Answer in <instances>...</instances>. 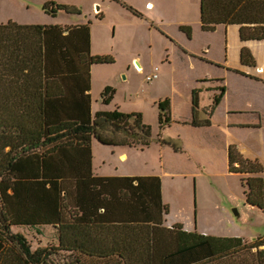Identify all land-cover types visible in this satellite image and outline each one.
I'll list each match as a JSON object with an SVG mask.
<instances>
[{"label": "trees", "instance_id": "obj_1", "mask_svg": "<svg viewBox=\"0 0 264 264\" xmlns=\"http://www.w3.org/2000/svg\"><path fill=\"white\" fill-rule=\"evenodd\" d=\"M59 9L80 12L74 5L45 3L50 13ZM200 19L204 30L234 23L242 40L264 38V0H200ZM180 28L192 36L190 25ZM113 60L112 55L90 52L87 23L63 27L11 19L0 22V264H53V252L69 253L78 264H86L83 256L110 259L108 264H200L215 257L222 259L220 264H264L261 235L246 244L241 236L188 231L175 222L168 229L175 236L168 233L164 249L151 220H109L106 204L126 214L132 204L131 192L154 211L156 195L150 194L147 182L156 179L160 188L156 176H125L115 196L106 195L101 188L109 178L92 176V139L140 148L151 142V125L139 111L90 113L89 66ZM240 60L255 64L245 45ZM212 79L201 78L191 89L187 122L192 125L212 123L213 111L226 90L225 85L201 82ZM213 89L219 91L203 103L202 94L210 96ZM113 91L105 87L104 102L110 101ZM157 106L160 127L170 125V98L159 100ZM158 141L183 150L179 136L158 134ZM229 170L242 174L246 201L264 211V174L259 160L245 157L230 144ZM158 196L161 211L159 190ZM163 208L167 211L166 204ZM30 223L57 224L59 243L32 249L26 236L10 227Z\"/></svg>", "mask_w": 264, "mask_h": 264}, {"label": "crops", "instance_id": "obj_2", "mask_svg": "<svg viewBox=\"0 0 264 264\" xmlns=\"http://www.w3.org/2000/svg\"><path fill=\"white\" fill-rule=\"evenodd\" d=\"M53 1L57 3H66L70 5H74L80 8V12H67L64 9L57 10L56 13H50L48 11H44L46 16L49 17V20L46 22H37L40 24H60L63 27L66 26H79L81 24L87 23L89 25V47L90 52L92 54H107L106 52L112 51L116 55V50L121 49L119 52L122 53V60L125 61L119 70V73L125 70L123 73L126 79L130 76V65L133 61L138 60L141 66H138L140 70L145 71L146 74L151 73L154 70L155 66H158L159 63H163L164 60L168 63L173 61L172 49H176L178 53H175L177 58L181 62H186L187 60H200L204 62H208L211 64H222L223 68L218 74V76H206L197 74L194 76L192 83L189 86V93L191 89L198 83V80L204 77L213 78L215 80L214 86L225 85L226 90L222 95L220 102L215 107L212 114V123L210 125H201L196 126L188 123L187 121L191 117V101H190V115L188 119H180L181 123L189 126L192 136L186 137L183 134L176 135L181 136L183 141V150L176 151L168 145L160 144V167L158 171L146 170L140 171L138 173L135 172H117V173H99L95 170L93 165V149L94 143L97 141L101 145H106L109 147L122 146V148L117 153V156L121 159H125L128 156L127 147H133V145H108L101 143L97 139H92L91 141V170L92 176L98 177H107L109 181L105 187L101 188V193L106 195L110 194L115 196L116 192L121 188L122 184L121 179L125 176H137L142 178L143 176H156L159 180V186L157 185L156 179H151L148 181L147 185H150V194L156 195V205L154 211H152L150 206L145 202H141L136 199V194L134 195L131 192L132 204L126 214L117 213L113 211V207L111 204L107 205V215H109V220H120L123 219H131V220H151L153 223V228L155 234L161 235L163 240L161 239V247L165 249V244H167L165 238L169 232L168 229L174 228L172 225L175 222H180L182 227L188 231H197L198 233L203 234H212V235H222V236H240L235 233H225L219 231L209 232L206 230H201L198 228V216H197V192H195L196 196V207L193 208L191 195L188 199L184 201H180L179 205L181 206L183 212L182 214H178L175 217H170L171 211L174 209V205L177 207L178 202H171L166 195V190L169 187L174 189H178V191H183V183H172L167 182V177H173L175 181L181 179H190L191 177H197L198 174L202 175L203 173L208 172L211 175H214L215 170L213 167L216 162L222 163V172L227 175H237L241 179V173L229 170V145L235 144L240 152L248 158L258 159L263 167L262 174H264V38L262 39H248L242 40L239 35V26L238 24H224L219 23L216 26L215 30L209 31L202 29L200 15H198V10L196 7L194 17H187L185 19H166V13L170 12L172 9V5L168 6L167 4L157 0L156 2H149V5L152 4L151 8L146 6L147 1L144 0L142 4V14L139 17H145L148 21L149 28L148 32L150 33L149 42V50L145 53V56H141L140 51L133 50L130 48V11L126 8L122 3H114L112 0H91L92 4H99L98 8L95 12V20L96 21H107L112 28V40L109 39L108 45L105 50L95 51L93 49L94 41V32H93V24L94 18L91 13H84V9L81 8L78 3L72 0H47ZM64 1V2H61ZM127 1V0H123ZM68 2V3H67ZM127 2L130 3V0ZM155 3L157 4V11L154 12L152 9L154 8ZM101 4V5H100ZM196 5V2H195ZM138 7V5L136 4ZM200 7V0H199ZM60 10H63L65 13L69 15L77 16L76 20L69 21L66 19L65 21H59L57 18V14ZM132 12V11H131ZM134 13V12H133ZM133 15V14H131ZM136 15V13H135ZM137 15V16H138ZM134 16V15H133ZM137 16H134L137 18ZM0 22H6L0 20ZM18 23H22L18 21ZM28 24H36L34 22H23ZM190 25L192 27V36L189 37L184 30L180 28V25ZM160 31L166 38L168 37L170 40L167 45L171 47V52L169 54L163 53L160 58L155 59V55L152 50V40L155 34V37H161L156 33ZM219 31L222 34L221 42L219 45L222 48V56L223 59L217 60L212 53V43L209 41L208 33H215ZM64 34L67 33L65 29ZM80 33H83L82 30ZM203 36L202 40L192 47L190 45L191 41L194 40L196 35ZM163 36V38H165ZM165 38V39H166ZM230 41L232 45H235L234 48L231 49ZM247 46L254 55L255 64L248 65L243 64L240 60V50L242 46ZM120 46V48L118 47ZM164 51V50H163ZM234 52L233 55L230 52ZM237 56V60L235 59V55ZM114 57V56H113ZM233 62H232V61ZM117 62V61H116ZM115 57L111 62H96L91 63L89 66V89L88 92L90 94V113L94 114L96 109L100 107L94 106V96L98 95L101 98L102 103L111 104L113 102V106L110 108L101 107L104 109L100 110H114L117 109L122 112H131V111H139L140 110H131L130 109H120V107L115 103L117 86L112 85L114 83L112 79V74L108 73L104 75L102 73L101 67L103 65L115 66ZM159 67V66H158ZM111 73L114 71L113 68H109ZM135 71L136 67L134 68ZM117 70L115 72H117ZM106 86H110L114 89L112 97L109 102H104L102 98V92ZM130 94V88H129ZM219 89L212 90V93L218 92ZM169 97V96H166ZM190 97V95H189ZM170 98V97H169ZM163 98H159L161 100ZM157 101V102H158ZM156 102V104H157ZM171 98H170V107L171 109ZM158 112V106H157ZM142 113V112H141ZM171 114V111H170ZM143 117V115H142ZM172 117V115H171ZM173 121V119H172ZM168 126V125H166ZM137 147V146H134ZM146 147V146H145ZM140 148V147H138ZM144 148V147H143ZM70 149V148H69ZM142 149V148H141ZM64 152L62 153V155ZM59 156L60 158H64L63 156ZM212 165V167H210ZM234 177V176H232ZM68 178V177H67ZM106 181V180H104ZM134 181V183H136ZM166 184V186H165ZM175 184V186H172ZM243 184V183H242ZM186 187V186H185ZM243 189V197L246 201L245 197V185L242 186ZM196 189V188H195ZM158 190L160 191V203L162 209L160 211L158 196ZM65 193V190H63ZM138 194V192H136ZM167 196V197H166ZM229 197V195H228ZM231 201V200H230ZM247 202V201H246ZM194 203V198H193ZM248 203V202H247ZM166 204L167 211L163 208ZM250 204V203H249ZM105 205V206H106ZM195 205V204H194ZM252 205V204H250ZM203 209H207V206L204 203H200ZM257 206V205H253ZM259 207V206H258ZM260 208V207H259ZM261 209V208H260ZM100 211H104V208L101 207ZM262 210V209H261ZM263 211V210H262ZM159 220V221H158ZM231 220V219H230ZM21 226L28 227H44L49 226L52 230L49 231L50 236L47 237L48 241H38L35 245H31L32 249L36 247H46L51 244L59 243V232L57 228V224L53 223H30V224H12L11 230L13 232H21L26 236V232L22 230ZM45 233V231H44ZM46 234V233H45ZM172 236H175V233H171ZM263 236V235H261ZM243 240L245 237L241 236ZM54 242V243H53ZM30 243V242H29ZM160 251L158 252V254ZM165 251H162L160 256H162Z\"/></svg>", "mask_w": 264, "mask_h": 264}, {"label": "rangeland", "instance_id": "obj_3", "mask_svg": "<svg viewBox=\"0 0 264 264\" xmlns=\"http://www.w3.org/2000/svg\"><path fill=\"white\" fill-rule=\"evenodd\" d=\"M73 1V0H72ZM78 5L84 9V13H91L95 20V12L98 8L97 4H92L91 0H75ZM114 3H120L123 0H112ZM128 1V0H127ZM137 11L142 12V4L144 0H130V3ZM147 1L146 6L151 8L152 4L149 2H156L157 0H145ZM164 1L168 6L172 5L170 12L166 13V19H185L194 17V13L197 7L198 15H200L199 0H160ZM47 0H0V20L8 21L9 19L16 22H46L49 17L43 12L45 11V3ZM64 2V1H61ZM125 2V1H124ZM196 2V5H195ZM68 3V2H67ZM74 3V1H73ZM138 5V7L136 6ZM99 5V4H98ZM101 5V4H100ZM154 12L157 11V4L155 3ZM131 14L137 16L138 14L130 11ZM130 14V48L134 51H140L141 56H145V53L149 50L150 33L148 32L149 24L145 17H134ZM140 14V15H141ZM59 21L76 20L77 16L69 15L63 10H60L57 14ZM112 25L107 21H94L93 32L94 41L93 49L95 51H102L107 48L109 39L112 40ZM161 37L153 36L152 50L155 55V59L165 52L169 54L171 52L167 43L170 40L166 38L160 31L156 33ZM209 41L212 43V53L217 60L222 61V48L219 45L221 42L222 34L217 31L215 33H208ZM163 36L166 38H163ZM203 36L196 35L194 40L191 41L190 45L195 47L202 40ZM231 49L235 47L230 41ZM120 48V46H118ZM121 49L116 50V55L112 51L106 52L109 55L115 57V66L109 65L101 67L102 73L107 75L112 74L114 83L112 85L117 86V93L115 103L120 109L140 110L143 115V119L146 123L151 125V142L144 148L138 147H127L128 156L125 159H121L117 156V153L122 150V146L109 147L101 145L97 141L94 143L93 149V165L99 173H117V172H135L146 171L153 169L158 171L160 167V144L158 141V134L162 136H176L183 134L186 137H191L192 133L190 127L181 123V120L188 119L190 115V93L189 86L193 81V78L197 74L206 76H218L222 70V64H211L200 60H187L181 62L175 53H178L176 49H172L173 61L168 63L164 60L159 67H157V77L152 80H146V70L142 71L138 65L133 61L130 65V76L126 79L123 75L125 70L119 73V68L125 63L122 60V53L119 52ZM164 50V51H163ZM233 51L230 54L233 55ZM235 55V54H234ZM113 57V58H114ZM237 56L235 55V59ZM117 61V62H116ZM232 61V60H231ZM233 62V61H232ZM138 71H135V68ZM109 68H113L114 71H110ZM117 70V72H115ZM153 72V71H152ZM207 86H214L215 80L201 81ZM130 88V94H129ZM214 90V89H213ZM169 96L171 102V115L173 121L168 126L160 127L157 119V104L159 98H166ZM213 96L212 90L210 96L204 92L202 94V102L211 100ZM94 106H99L96 109H104L101 107L110 108L111 104H104L101 101L100 96H94ZM190 118V117H189ZM181 137V136H180ZM212 167V165H210ZM215 170L214 175L208 172L202 175L198 174L197 177H191L190 179H181L175 181L173 177H167V182L172 183H183V191H178L169 187L166 190V195L171 202H178L177 207L174 205V209L171 211L170 217H175L182 210L179 205L180 201L192 198L193 208L196 207V196L197 192V216L199 229H203L209 232L219 231L225 233H235L245 237V243L255 238L256 236H264V211L258 206H253L247 203L243 197V184L240 177L237 175L227 176L222 172V163L216 162L213 167ZM234 176V177H232ZM173 184L172 186H175ZM166 186V184H165ZM186 186V187H185ZM196 188V189H195ZM229 195V197H228ZM166 196V197H167ZM194 198V203H193ZM231 200V201H230ZM200 203H204L207 209H203ZM195 204V205H194ZM195 206V207H194ZM231 219V220H230ZM22 230L26 232V238L30 244L35 245L38 241H48L47 237L50 236L49 231L52 230L49 226L44 227H28L21 226ZM45 231V233H44ZM54 243V242H53ZM57 245V244H51ZM261 247H264L262 245ZM255 248H253L254 250ZM51 256V255H50ZM53 264H65V261H71L72 263L78 264L74 261V256L69 253L57 252L52 254ZM52 258V257H50ZM82 259L86 264H108L110 259H99V258H86ZM219 261L222 259L209 258L202 261L200 264H220ZM52 264V263H51Z\"/></svg>", "mask_w": 264, "mask_h": 264}, {"label": "built area", "instance_id": "obj_4", "mask_svg": "<svg viewBox=\"0 0 264 264\" xmlns=\"http://www.w3.org/2000/svg\"><path fill=\"white\" fill-rule=\"evenodd\" d=\"M155 77H157V67H154L153 72L146 75V80H152Z\"/></svg>", "mask_w": 264, "mask_h": 264}, {"label": "water", "instance_id": "obj_5", "mask_svg": "<svg viewBox=\"0 0 264 264\" xmlns=\"http://www.w3.org/2000/svg\"><path fill=\"white\" fill-rule=\"evenodd\" d=\"M98 6V5H97ZM135 63L138 65V66H141L140 65V62L138 60L135 61Z\"/></svg>", "mask_w": 264, "mask_h": 264}]
</instances>
